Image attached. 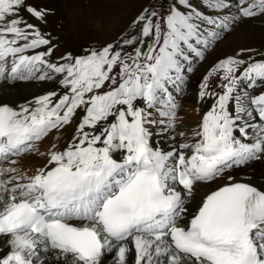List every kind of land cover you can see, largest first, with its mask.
<instances>
[{
    "label": "snow or ice",
    "instance_id": "1",
    "mask_svg": "<svg viewBox=\"0 0 264 264\" xmlns=\"http://www.w3.org/2000/svg\"><path fill=\"white\" fill-rule=\"evenodd\" d=\"M150 4L116 40L52 60L50 10L0 0V82L53 84L0 103V264H264V190L231 174L264 161V58L213 61L196 90L207 110L169 135L194 66L264 0ZM30 155L46 163L27 175ZM225 177L190 211L198 184Z\"/></svg>",
    "mask_w": 264,
    "mask_h": 264
},
{
    "label": "bare ground",
    "instance_id": "2",
    "mask_svg": "<svg viewBox=\"0 0 264 264\" xmlns=\"http://www.w3.org/2000/svg\"><path fill=\"white\" fill-rule=\"evenodd\" d=\"M146 1L142 4H145ZM29 2L40 7H46L47 9L50 8V10L54 11L53 13L50 12V14L47 16V23L40 25L42 31L44 32H49V24L52 20L61 19L68 30H71L72 32L86 33V30L90 31V29L84 27L85 25H83L80 21H82L83 23H85L86 21L88 22L90 18H93L97 15L98 8L102 6L105 7V5L106 10L109 11L108 15L123 17L122 22L124 25L126 20L128 21L133 17L134 10L136 9V6H134V4H132L131 7H133L129 9L126 5L127 1H124L123 7L120 9L124 11V13H122V15H120L119 13H112V8L117 6V0H29ZM139 11L140 10H138L136 14ZM86 14H89L90 16L85 17ZM77 16H79V18H77ZM251 22L254 23V25H251ZM115 26L116 24L112 25V27ZM255 46H261V48L264 49V16L261 15H257L256 17L249 19H240L231 29V31H228L215 45V47L210 49V51L207 53V58L205 59V61L194 66L195 70L191 74V79L188 86L190 88L196 87L195 81L201 78L202 74L208 69L209 65L217 58L224 57L226 55H234L240 48H250ZM212 51L213 53H211ZM38 83L40 84L39 87L36 86L37 84L34 85V82H0V103L9 102L10 104L18 105L22 102L32 99L34 96H37L53 88L52 83ZM258 90H260L259 87L255 89L254 92H257ZM195 101H197L196 91L192 95H188L186 97L185 103L190 105V109L191 107H193L192 103H194ZM179 106L180 108L185 107L184 103H180ZM196 112L197 115L196 113H192V111H190V113H187L186 117L188 118H181L180 120V123L182 124L180 128L176 130L175 125L174 129L169 132V135H175L177 143L182 142L183 139L180 136V133H185L186 136L190 137L192 129H194L199 123L196 116L198 117L202 115V112ZM74 127L75 125H72L66 127L60 132H53L46 139L37 144L39 152L46 153L50 149L53 142H58V146L62 149L63 146L71 139ZM57 137H59L58 141ZM45 163L46 157H42L39 155H30L25 156L21 163L17 165V167H19L23 173L31 175L36 168L43 166ZM9 164L10 163H6V167L9 166ZM231 174L236 180H244L245 182H249L255 185L259 189L264 190V161L256 162L247 168L234 170ZM226 182L227 181L225 177L217 178L215 181L198 184L195 188L192 200L189 201L188 206L190 211L194 212L203 198L211 194L212 191L217 190L219 186H222ZM3 243L4 238L0 237V246H2Z\"/></svg>",
    "mask_w": 264,
    "mask_h": 264
},
{
    "label": "rangeland",
    "instance_id": "3",
    "mask_svg": "<svg viewBox=\"0 0 264 264\" xmlns=\"http://www.w3.org/2000/svg\"><path fill=\"white\" fill-rule=\"evenodd\" d=\"M124 1H127L126 5L129 9L133 7V6L131 7L132 4L136 6L133 17L136 15V12L141 9L140 7L142 5L144 6L148 2V0L147 1L146 0H142V1L140 0H117V6L112 8V13H115V14L119 13L120 15H122L124 11L120 9L123 7ZM145 1L146 3L142 4ZM98 13L96 16L94 17L92 16L93 18H90L88 22L86 21L87 23L86 22L83 23L82 21H80L83 25H85L84 27L90 29V31L86 30V33L85 32H72L71 30H68V28L61 21V19L52 20L51 26L54 28L56 34H58V37H59L56 41L58 42V47L55 49V54L60 55L64 51H66L67 48H71V50L75 48V50L78 51V48L84 44H94L95 46H97L96 44H102V43L106 44V43L112 42L116 40L118 36H120V34L123 33L122 30H124L128 22H130L133 19L132 17L128 21L126 20L125 24L123 25V22H122L123 17L115 16V15L114 16L108 15L109 11L106 10V5L105 7L104 6L99 7ZM89 16H90L89 14H86L85 17H89ZM77 18H79V16H77ZM114 24H116V26L112 27V25ZM251 25H254V23L251 22ZM211 53H213V51ZM34 85H36L37 87L40 86V84L35 83V82H34Z\"/></svg>",
    "mask_w": 264,
    "mask_h": 264
}]
</instances>
